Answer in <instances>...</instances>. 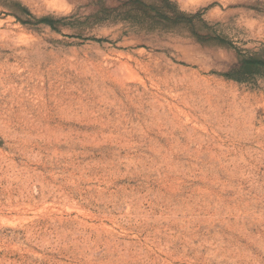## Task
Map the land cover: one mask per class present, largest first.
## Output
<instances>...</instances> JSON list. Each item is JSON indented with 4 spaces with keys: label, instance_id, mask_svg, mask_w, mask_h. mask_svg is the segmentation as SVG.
<instances>
[{
    "label": "rangeland",
    "instance_id": "obj_1",
    "mask_svg": "<svg viewBox=\"0 0 264 264\" xmlns=\"http://www.w3.org/2000/svg\"><path fill=\"white\" fill-rule=\"evenodd\" d=\"M0 264H264V0H0Z\"/></svg>",
    "mask_w": 264,
    "mask_h": 264
},
{
    "label": "bare ground",
    "instance_id": "obj_2",
    "mask_svg": "<svg viewBox=\"0 0 264 264\" xmlns=\"http://www.w3.org/2000/svg\"><path fill=\"white\" fill-rule=\"evenodd\" d=\"M240 160H241L246 166L249 167L248 169L251 168V160H247L246 157H243V156H241Z\"/></svg>",
    "mask_w": 264,
    "mask_h": 264
},
{
    "label": "trees",
    "instance_id": "obj_3",
    "mask_svg": "<svg viewBox=\"0 0 264 264\" xmlns=\"http://www.w3.org/2000/svg\"><path fill=\"white\" fill-rule=\"evenodd\" d=\"M152 8V7H151ZM164 19H166V17L165 16H162Z\"/></svg>",
    "mask_w": 264,
    "mask_h": 264
}]
</instances>
